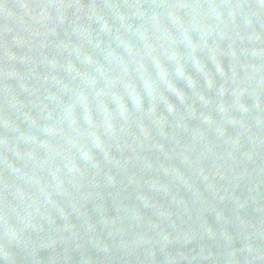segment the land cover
<instances>
[{
    "label": "water",
    "instance_id": "95a60500",
    "mask_svg": "<svg viewBox=\"0 0 264 264\" xmlns=\"http://www.w3.org/2000/svg\"><path fill=\"white\" fill-rule=\"evenodd\" d=\"M0 264H264V0H0Z\"/></svg>",
    "mask_w": 264,
    "mask_h": 264
}]
</instances>
